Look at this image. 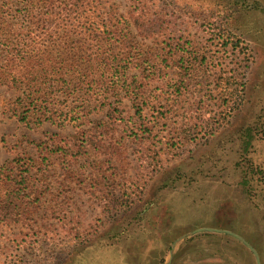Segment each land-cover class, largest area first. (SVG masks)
<instances>
[{
    "label": "trees",
    "instance_id": "16d2710c",
    "mask_svg": "<svg viewBox=\"0 0 264 264\" xmlns=\"http://www.w3.org/2000/svg\"><path fill=\"white\" fill-rule=\"evenodd\" d=\"M136 35L154 39L159 48H139ZM220 36L222 45L234 38ZM191 41L143 0H132L126 16L114 0H0V86L16 93L8 110L30 128L46 123L73 129L28 138L33 153L0 164V227L14 224L21 228V240L37 238L42 227L35 215L45 201L62 221V208L73 204L75 190L98 205L100 223L124 221L142 201L162 156L176 153L202 132L203 125L188 120L168 133V151L151 142L144 145L159 122L170 117L169 102L183 95L184 78L196 68ZM132 67L138 71L129 74ZM161 71H168L163 74L166 88L148 90ZM221 90L225 104L238 94L229 78ZM128 140L138 146L134 175H129ZM72 221L68 217L64 225L73 224L75 238L79 233ZM88 230L84 239L89 241L94 230ZM108 239L98 235L82 254L101 264L124 260L122 254L111 255Z\"/></svg>",
    "mask_w": 264,
    "mask_h": 264
},
{
    "label": "rangeland",
    "instance_id": "374dc122",
    "mask_svg": "<svg viewBox=\"0 0 264 264\" xmlns=\"http://www.w3.org/2000/svg\"><path fill=\"white\" fill-rule=\"evenodd\" d=\"M114 1L126 16L132 0ZM143 2L168 19L178 33L190 37L189 50L197 56L195 70L184 78L183 95L169 102L170 117L159 122L155 135L144 145L151 142L168 151V133L174 134L188 120L203 125L202 132L176 153L162 156L161 168L148 181L142 201L129 210L124 221L100 223L98 205L75 190L73 204L62 208V221L45 201L35 215L36 224L42 227L39 239L21 240L19 226L2 225L0 264H101L87 260L82 251L102 234L109 238L111 247L107 249L114 247L111 255L122 254L124 258L117 262L105 259L104 264H164L170 244L200 227L237 233L256 249L260 264H264V0ZM183 2L191 7L185 8ZM200 5L203 10H198ZM130 29L135 35L134 28ZM220 33L234 38L222 45ZM134 40L142 49L159 48L152 38L136 35ZM137 71L132 67L129 74ZM166 73L157 72L158 78L147 89L161 93V88H166ZM169 73L175 78V73ZM225 78L234 81L238 91L228 104L222 100ZM15 95L13 89L0 86V164L16 154L33 153L26 143L28 138L73 130L46 123L30 128L17 122L8 110ZM124 102L128 103L126 98ZM145 113L150 119L148 109ZM136 143L127 141L129 175L138 170ZM50 179L54 181L53 176ZM68 217L79 233L75 238L73 224L64 225ZM88 229L94 230L89 241L84 239ZM223 234L201 231L184 237L170 264H256L243 242Z\"/></svg>",
    "mask_w": 264,
    "mask_h": 264
},
{
    "label": "water",
    "instance_id": "95a60500",
    "mask_svg": "<svg viewBox=\"0 0 264 264\" xmlns=\"http://www.w3.org/2000/svg\"><path fill=\"white\" fill-rule=\"evenodd\" d=\"M201 231H210V232H217V233H225V234H229L233 237H235L236 239L240 240L241 242H243L250 250L251 252L254 254L255 259H256V264H260V258L259 255L256 251V249L251 246L247 241H245L240 235H238L235 232H232L228 229H221V228H215V227H200V228H196L180 237H178L177 239H175L171 244H170V250L168 252L167 258L164 262V264H170L171 261V257L173 255L174 249L177 246V244L179 243L180 240H182L184 237L197 233V232H201Z\"/></svg>",
    "mask_w": 264,
    "mask_h": 264
}]
</instances>
